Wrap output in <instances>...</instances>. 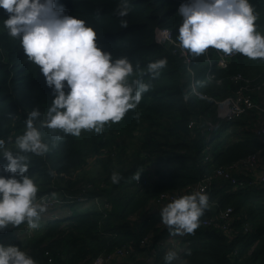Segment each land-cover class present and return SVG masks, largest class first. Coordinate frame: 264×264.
<instances>
[{
    "label": "trees",
    "instance_id": "16d2710c",
    "mask_svg": "<svg viewBox=\"0 0 264 264\" xmlns=\"http://www.w3.org/2000/svg\"><path fill=\"white\" fill-rule=\"evenodd\" d=\"M185 2L130 0L129 13L120 17L116 14L120 0H57L66 14L94 28L98 47L110 52L113 59L127 57L134 72L137 66L147 68L150 62L165 57L167 64L158 76L146 70L137 77L150 83L149 90L135 109L128 110L119 122L105 123L101 132L82 130L73 136L60 129L41 128L49 151L43 155L25 153L26 174L38 185L37 199L44 194L64 198L90 185L88 193L97 195L99 202H73L81 208L62 218L39 221V227L6 246H20L37 264H90L100 254L128 246L132 251L110 264H165V254L171 249L180 256L173 264L180 260L185 264H264V184L238 187L213 180L208 190L209 207L194 234H173L161 221L160 209L165 205L155 203L160 193L196 184L216 167L239 163L253 152L264 153V144L253 132L257 114L251 111L232 121H218L211 99L187 91L183 94L188 85L185 64L172 46L155 41V29L160 27L170 28L179 41L183 18L177 6ZM250 2L258 14L257 31L264 34L263 0ZM7 15L0 8V138L8 150L17 152L16 138L26 128L28 113L34 108L46 113L54 93L39 67L24 54L20 38L9 35L4 26ZM121 19L127 20V27L121 26ZM218 51L222 52L211 47L213 76L204 74L196 81V89L214 99L233 94L237 86L232 75L251 78L264 66V58L236 54L220 68L215 64ZM188 54L191 68L205 72L203 53ZM190 120L194 123L188 126ZM206 121L215 124L211 131L203 130ZM57 135L64 138L55 140ZM5 163L0 157V174L8 176L3 172ZM138 172L141 175H134ZM113 173L120 174L118 183H113ZM141 176H147L148 181L137 185L136 178ZM228 206L235 217L234 237L202 224ZM11 230H2L0 239Z\"/></svg>",
    "mask_w": 264,
    "mask_h": 264
},
{
    "label": "clouds",
    "instance_id": "9594fccd",
    "mask_svg": "<svg viewBox=\"0 0 264 264\" xmlns=\"http://www.w3.org/2000/svg\"><path fill=\"white\" fill-rule=\"evenodd\" d=\"M129 3L120 0L116 14L126 17ZM0 8L8 14L4 26L9 35L20 38L24 54L39 67L54 93L46 113L38 108L28 113L26 128L16 138L20 151L8 150L0 138V157L6 160L3 172L9 173L0 174V230L23 222L37 228L47 204L37 201L39 189L26 174L29 165L25 153L43 155L49 151L41 128L60 129L73 136L82 130L99 133L105 123L119 122L128 110L135 109L150 83L133 76L134 66L127 57L113 59L110 52L98 47L94 28L66 14L57 0H0ZM178 12L183 18L178 29L180 46L193 56L213 47L228 55L264 58V34L257 31L258 14L250 0H187ZM120 23L128 25L126 19ZM166 64V57L150 62L147 72L158 76ZM137 71L143 74L144 70L137 66ZM63 138L57 135L54 139ZM120 178L119 173L111 177L113 183ZM208 207L209 195L202 186L163 206L161 221L173 234H194ZM178 258L179 252L171 249L165 254V264ZM0 264L37 261L20 246L0 244Z\"/></svg>",
    "mask_w": 264,
    "mask_h": 264
},
{
    "label": "built area",
    "instance_id": "2783aa9c",
    "mask_svg": "<svg viewBox=\"0 0 264 264\" xmlns=\"http://www.w3.org/2000/svg\"><path fill=\"white\" fill-rule=\"evenodd\" d=\"M181 5V4H180ZM177 6V11L180 7ZM264 6V0H263ZM179 13V12H178ZM180 14V13H179ZM154 39L157 43L161 45H170L173 47V53L177 54L182 63L185 64L188 76V85L185 91L188 93L195 94L199 97H207L211 99L216 105V117L218 121H232L251 111L257 114L258 120L253 128L254 135L262 144H264V66L257 76L251 78L243 76L241 73H236L230 77L231 81L237 86L233 94L228 95L224 98L214 99L212 97L206 96L200 93L196 89L197 76L194 69L191 68V56L188 54V50L183 49L180 46V42L176 41L173 37L172 31L167 27L156 28L154 32ZM218 58L215 62L217 67L224 68L227 66L229 59L236 54L231 55L224 54L223 52H217ZM204 60L207 64L205 74L207 77L211 78V68L213 65V57L211 54V47H209L204 53ZM242 56H245L241 54ZM193 120H190L188 126L193 125ZM214 123L211 121H206L203 130L211 131L214 127ZM261 151L253 152L243 158L239 163H234L227 167L219 166L216 167L211 175L204 178L200 182L188 185L180 191L173 192H162L155 198V203L158 205H166L168 202L177 198L183 194L191 193L193 191L199 190L202 186L208 193L209 187L211 186L213 180H223L231 185L238 187H252L264 184V170L258 171V165L261 163ZM210 156H206L205 160H209ZM91 157L87 158V162H91ZM134 175H141L140 172ZM240 175L242 177H240ZM148 181L147 176H141V178H136L137 185L146 184ZM90 185L84 186L80 191H76L72 194H66L64 198L52 196L50 194H44L37 199L38 202L46 203L47 209L55 208L56 206H64L73 202H88L95 201L99 202V197L97 195H90L88 193V188ZM235 217L233 214V208L228 206L224 209L219 210L212 216L205 218L202 224L205 226H212L220 229L228 237H234L236 234L235 228ZM26 232H31L34 228H31L26 222L21 223ZM13 227H5L3 231L6 233ZM249 228L248 222L244 223V231ZM147 238L142 239V243H145ZM173 245H175L172 242ZM130 246L118 247L115 250L108 252L106 254H100L96 256L90 264H110L116 258H122L127 256L132 250ZM237 249H234L233 254H236ZM180 258V256H179ZM178 258V259H179ZM178 264H185L183 260H180Z\"/></svg>",
    "mask_w": 264,
    "mask_h": 264
},
{
    "label": "crops",
    "instance_id": "0c3cea01",
    "mask_svg": "<svg viewBox=\"0 0 264 264\" xmlns=\"http://www.w3.org/2000/svg\"><path fill=\"white\" fill-rule=\"evenodd\" d=\"M260 156H261V163L258 165V171L264 170V153H261ZM66 206L67 205H64V206L58 207V208L47 209L44 213L41 214L39 221H45L47 219H52V218H62L66 215H69L71 212L68 208H66ZM55 209H57V210H55ZM62 210L64 211V213H58V212H61ZM12 227H13L12 229L14 230L13 233H14L15 238H17L20 233L23 235L24 227L22 224H20L18 226H12Z\"/></svg>",
    "mask_w": 264,
    "mask_h": 264
},
{
    "label": "rangeland",
    "instance_id": "374dc122",
    "mask_svg": "<svg viewBox=\"0 0 264 264\" xmlns=\"http://www.w3.org/2000/svg\"><path fill=\"white\" fill-rule=\"evenodd\" d=\"M143 70L146 71L147 68H143ZM144 71H143V72H144ZM140 74H141V73H140L139 71H135L134 74H133V76H134L135 78H137ZM204 74H205L204 70H202V72H198V71H196L197 78H200V77L203 76ZM66 205H67L66 208H68V209L70 210L71 213H72L75 209H79V208H81L80 206H78L79 204H76V203H69V204H66ZM58 207H62V206H56L55 208H58ZM55 210H57V209H55ZM52 212H53V211H52ZM58 213H64V211L62 210L61 212H58ZM7 227H9V226H7ZM1 231H2V230H0V233H1ZM13 231H14V230L12 229V230L10 231L11 233H10L9 235H7V236L3 237L2 239H0V244H3V245L6 246V245L10 244L11 241H12L13 239H17V238H20V237L22 236V234L20 233V234L18 235V237L15 238ZM23 232L26 233V234H29V232H26L25 230H23Z\"/></svg>",
    "mask_w": 264,
    "mask_h": 264
},
{
    "label": "water",
    "instance_id": "95a60500",
    "mask_svg": "<svg viewBox=\"0 0 264 264\" xmlns=\"http://www.w3.org/2000/svg\"><path fill=\"white\" fill-rule=\"evenodd\" d=\"M181 89H182V87H181ZM183 94H185V90H183Z\"/></svg>",
    "mask_w": 264,
    "mask_h": 264
}]
</instances>
